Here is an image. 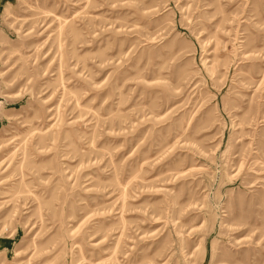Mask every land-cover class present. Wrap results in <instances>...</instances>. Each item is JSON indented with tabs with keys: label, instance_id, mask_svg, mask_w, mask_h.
<instances>
[{
	"label": "rangeland",
	"instance_id": "1",
	"mask_svg": "<svg viewBox=\"0 0 264 264\" xmlns=\"http://www.w3.org/2000/svg\"><path fill=\"white\" fill-rule=\"evenodd\" d=\"M0 264H264V0H0Z\"/></svg>",
	"mask_w": 264,
	"mask_h": 264
},
{
	"label": "crops",
	"instance_id": "2",
	"mask_svg": "<svg viewBox=\"0 0 264 264\" xmlns=\"http://www.w3.org/2000/svg\"><path fill=\"white\" fill-rule=\"evenodd\" d=\"M5 248H8V247H5Z\"/></svg>",
	"mask_w": 264,
	"mask_h": 264
}]
</instances>
